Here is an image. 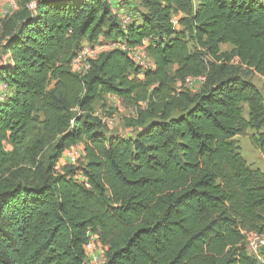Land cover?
<instances>
[{"label":"trees","instance_id":"obj_1","mask_svg":"<svg viewBox=\"0 0 264 264\" xmlns=\"http://www.w3.org/2000/svg\"><path fill=\"white\" fill-rule=\"evenodd\" d=\"M134 1L127 27L108 0H23L5 21L0 264H87L90 234L105 264H262L243 232L264 234V172L237 138L264 157V94L237 65L264 78V0ZM146 40L153 69L130 57ZM86 43L126 50L79 75ZM107 97L135 111L129 138L95 112Z\"/></svg>","mask_w":264,"mask_h":264},{"label":"built area","instance_id":"obj_2","mask_svg":"<svg viewBox=\"0 0 264 264\" xmlns=\"http://www.w3.org/2000/svg\"><path fill=\"white\" fill-rule=\"evenodd\" d=\"M108 3L112 12L119 18L124 27H127L134 21L135 16L132 15L129 10L126 12L121 7V5H123L124 3L123 0H119L118 2H115V0H108ZM173 23L175 26L177 25L176 18H174ZM147 44L148 40L144 42L143 46L132 50L130 52V57L140 67H143L145 69H153L154 63L151 58L148 57L145 51ZM114 48H122L126 50L125 45H122L120 43H106L94 46H91L88 43L84 44L78 56L72 62L73 72L79 75H85L90 69L91 60H96L100 54ZM206 80L207 77L205 75L199 77H189L188 79H186L184 86L185 88L196 92L206 83ZM1 85H3L4 88H7L4 83H2ZM101 118L108 129H113L117 124V120L114 116H105ZM65 156H67L66 165H74L83 157V149H81L80 147L69 149L64 152L63 158ZM243 235L245 236L248 253L254 256L260 263L264 264V234L253 231H245L243 232ZM84 249L87 264L106 263L105 248L99 242L97 236L90 234L89 240L85 244Z\"/></svg>","mask_w":264,"mask_h":264},{"label":"rangeland","instance_id":"obj_3","mask_svg":"<svg viewBox=\"0 0 264 264\" xmlns=\"http://www.w3.org/2000/svg\"><path fill=\"white\" fill-rule=\"evenodd\" d=\"M125 2V0H123ZM127 3L121 5L124 11H128L129 9H133L135 6L134 0H126ZM129 4V5H128ZM23 0H0V68L7 67L12 65L10 61L11 56L9 54V38H4V23L5 21L12 16L13 14L17 13L22 9ZM30 9H35V5H29ZM189 47L191 50L196 49V45L193 40H189ZM104 44V43H103ZM102 45V44H97ZM232 47L229 45L222 46V52H230ZM204 58L209 61L206 55ZM238 73L244 77L245 79L254 83L257 87L261 89L264 94V78L254 74L250 70L240 67L237 65ZM7 93V88H4L3 85L0 83V99L5 98ZM104 105V106H103ZM95 112L100 117L105 116H114L117 120V124L113 129H107L109 135H120L123 138H129L128 135L132 134V129L130 128V124L135 117V111L133 109L126 108V106L120 101V99L115 97H107L104 104L99 103L95 107ZM248 108L247 106L244 107V117L248 118ZM253 132L249 131V136L246 137H239L237 141L241 148V154L243 158L255 168H258L264 172V157L259 150H257L250 141V135ZM83 149V146H78ZM9 149H11L9 147ZM67 156H65L60 161V167L66 165Z\"/></svg>","mask_w":264,"mask_h":264},{"label":"crops","instance_id":"obj_4","mask_svg":"<svg viewBox=\"0 0 264 264\" xmlns=\"http://www.w3.org/2000/svg\"><path fill=\"white\" fill-rule=\"evenodd\" d=\"M119 0H115V2H118ZM125 4L127 3V1L125 0V2H124ZM129 135H132V134H129Z\"/></svg>","mask_w":264,"mask_h":264}]
</instances>
